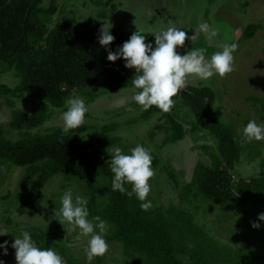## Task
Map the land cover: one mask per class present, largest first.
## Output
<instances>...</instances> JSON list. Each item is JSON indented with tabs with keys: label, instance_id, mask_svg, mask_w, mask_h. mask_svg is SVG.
<instances>
[{
	"label": "rangeland",
	"instance_id": "1",
	"mask_svg": "<svg viewBox=\"0 0 264 264\" xmlns=\"http://www.w3.org/2000/svg\"><path fill=\"white\" fill-rule=\"evenodd\" d=\"M52 1L56 13L49 21L50 28L65 22L80 26L95 19L102 27L111 23L114 26L112 31L123 26L133 32L156 34L176 27L192 36L199 25L206 22L217 30L218 35L211 37L200 32L195 39L186 40L184 48L178 52L185 54L190 50L204 49L206 58L210 59L214 53L223 51L224 45L235 43L233 72L223 77L216 75L210 80L190 76L184 89H211L220 120L232 126L243 140L241 160L231 172L234 188L240 180L258 177L264 172V141L248 142L243 137V128L250 120L264 124V0H44L43 7L49 8ZM250 26H256L257 30L251 39L245 40L243 34ZM5 71L0 68V85L15 89L19 83L16 73ZM129 75L133 78L135 69H129ZM135 91L133 87L116 93L89 89L75 94L72 99H84L88 107L83 143H93L102 137L119 138L120 142L109 148V153L114 147H120L125 154H130L137 145L148 149L158 163L157 167L152 165L155 176L149 181L151 192L148 199L152 208L163 213L171 208L183 211L193 217V226L204 234H187L179 242L189 248H202L212 264H264V222L258 220V216L264 213V200L259 207L241 209L230 203H209L202 197L195 198L194 189L185 201L181 200L183 188L192 183L196 164H209L210 156L216 153L217 143L207 132H191L195 117L177 97L173 98L174 108L167 114L183 126L185 137L181 142L165 144L171 130L163 112L144 111L131 101ZM122 101L126 103L122 104ZM36 104V100L19 93L0 96V127L7 139L17 141L50 128L64 127L62 114L68 103L64 109L52 110L50 120L39 129H13V113H31ZM148 113L145 119L143 115ZM166 169L174 173L176 183L169 179ZM24 173V170L17 173L9 163L0 162V226L9 234L0 237V244L9 242V255L3 256L0 250V259L5 264H16L15 251L11 248L15 237H21L24 231L42 230L47 243L56 245L57 248L52 249L62 258L70 259L73 264H94L97 257L91 262L87 257V239H78V231H70L68 224L62 225L54 217L55 211L61 207L62 195L68 190H72L74 196L81 195L89 200L86 185L79 180L56 176L43 190L44 199L39 211L28 210L20 216L18 208L30 192L24 183ZM98 189L97 203L102 208L108 201V186L102 177ZM254 222L261 224L259 230L251 226ZM108 224L105 239L114 231L113 224ZM107 243L109 251L102 256L101 264H143L139 256L127 258L121 244ZM179 259L188 262L184 256Z\"/></svg>",
	"mask_w": 264,
	"mask_h": 264
},
{
	"label": "trees",
	"instance_id": "2",
	"mask_svg": "<svg viewBox=\"0 0 264 264\" xmlns=\"http://www.w3.org/2000/svg\"><path fill=\"white\" fill-rule=\"evenodd\" d=\"M43 2L0 0V68L16 73L19 82L15 89L0 85V96L19 93L37 101L31 113H13L11 127L16 130L39 129L50 120L52 110L64 109L79 92L99 89L116 93L133 87L125 62H109L108 51L98 43L102 28L98 20L90 19L80 26L65 22L50 28L49 21L56 8L53 1L47 9ZM256 30V26L248 27L242 38L251 39ZM133 33L123 26L115 28L111 32L115 41L110 49L115 51ZM143 35L146 43L154 44V34ZM177 97L195 117L191 132H207L217 143L210 163L196 164L192 183L183 188L180 199L185 201L194 189L195 198L202 197L209 203H230L241 209L259 207L264 200V172L258 177L240 180L234 188L231 172L241 160L244 142L215 112L213 91L205 87H188L174 98ZM151 111L162 112L155 106L149 113ZM149 113L143 117L147 119ZM163 118L171 130L164 143L181 142L185 137L183 126L167 113H163ZM86 132L84 123L69 133L62 127H55L12 141L0 127V162L9 163L17 173L24 170V183L30 188L18 214L23 216L28 210L38 212L44 199L43 190L56 176L79 180L89 191V219L100 216L113 224L114 231L106 241L121 244L127 258L139 256L143 264H212L202 248H189L179 242L187 234L204 235L193 226L191 215L176 208L166 213L154 208L145 212L135 195L129 198L111 191L113 173L108 164L111 159L108 149L117 145L120 139L102 137L93 143H83ZM151 155L152 165L157 167V159ZM166 173L176 183L174 173L167 169ZM101 177L108 186V201L99 208L98 181ZM126 187L131 191L130 186ZM29 232L39 248H57L47 243L42 230ZM179 256L186 257L188 262H183ZM101 258L97 256L94 264H101ZM63 259L66 264H73L70 259Z\"/></svg>",
	"mask_w": 264,
	"mask_h": 264
},
{
	"label": "clouds",
	"instance_id": "3",
	"mask_svg": "<svg viewBox=\"0 0 264 264\" xmlns=\"http://www.w3.org/2000/svg\"><path fill=\"white\" fill-rule=\"evenodd\" d=\"M114 26L104 24L100 29L98 43L108 51L107 59L111 63L123 60L124 67L135 69L132 86L136 90L131 101L148 111L155 106L163 113H170L175 106L176 97L185 88L190 76L200 80H210L216 75L221 77L233 72L234 56L237 45H224L223 51L214 53L210 59L206 58L204 49H196L181 54L177 49H183L186 40H193L200 32L211 37H216L218 32L208 23L199 25L194 35L189 36L186 31L176 27H169L154 34V44L146 43V38L139 31H135L122 46L115 51L110 49L115 41L111 34ZM68 108L62 114L63 131L81 127L85 122L88 107L84 99H70ZM126 103V101L121 102ZM243 137L251 142L264 141V124L250 120L243 128ZM108 161L113 173L111 191H118L129 198L135 197L141 202L143 211L152 208L148 199L151 192L149 181L155 176L152 167L153 157L148 149L137 145L131 149L130 154H125L120 147L112 148ZM131 187L129 191L128 187ZM88 200L81 195H73L72 190L64 192L61 197V207L55 211L54 217L60 224L70 226V231H78V239L85 238L88 242L87 257L89 262L94 257L104 256L109 251L105 239L109 231V224L100 216L89 219ZM264 222V213L258 216ZM254 229L261 228L260 223H252ZM8 231L0 226V237L8 236ZM9 242L0 244L3 256H8ZM11 248L15 251L16 264H66V261L52 248L41 249L33 241L32 235L24 231L21 237H15ZM0 264L5 261L0 259Z\"/></svg>",
	"mask_w": 264,
	"mask_h": 264
}]
</instances>
